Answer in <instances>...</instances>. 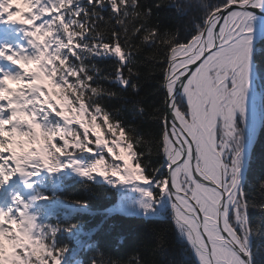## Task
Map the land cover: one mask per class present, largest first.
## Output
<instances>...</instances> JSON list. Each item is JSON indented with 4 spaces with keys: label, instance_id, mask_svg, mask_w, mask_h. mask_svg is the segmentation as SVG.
Returning a JSON list of instances; mask_svg holds the SVG:
<instances>
[{
    "label": "snow or ice",
    "instance_id": "snow-or-ice-1",
    "mask_svg": "<svg viewBox=\"0 0 264 264\" xmlns=\"http://www.w3.org/2000/svg\"><path fill=\"white\" fill-rule=\"evenodd\" d=\"M160 5L175 8L171 27L155 19ZM259 13L264 0H0L9 30L0 34V191L16 176L33 188L42 173L71 169L85 185L128 186L145 213L163 202L170 219L155 243L127 259H103L96 247L91 264H157V253L167 264H255L264 178L257 198L247 173L256 121L264 126ZM105 59L111 71L98 65ZM142 61L158 76V102L142 91ZM52 198L14 192L0 206V264H63L69 245L58 236L76 225L36 208Z\"/></svg>",
    "mask_w": 264,
    "mask_h": 264
},
{
    "label": "trees",
    "instance_id": "trees-1",
    "mask_svg": "<svg viewBox=\"0 0 264 264\" xmlns=\"http://www.w3.org/2000/svg\"><path fill=\"white\" fill-rule=\"evenodd\" d=\"M152 2L153 0H148L149 4ZM104 11L107 15L108 10L105 9ZM155 13V19L165 26L171 27L176 23L175 8L172 6L160 5L156 8ZM257 47L264 49V37L257 42ZM97 63L104 71L108 72L112 70L115 61L105 59L98 60ZM139 72V83L142 86V91L148 95V101L156 99L158 102V98L162 96V90L156 92L159 85L158 76H156L151 66L143 61L139 66ZM256 74L258 87H260V90L264 89V63H257ZM111 87L115 90L114 85H111ZM111 103L114 107H121L124 101L116 99ZM124 115L129 121L137 124L141 123L143 119L138 117L128 104L124 105ZM149 123V121L144 120L142 126H147ZM251 152L252 157L247 179L249 187L259 198V181L264 178V126H260ZM86 156L87 154H84L82 158ZM41 184L42 188H48L46 191L41 189V192H47L46 194L53 197L52 199H58L77 209L72 218H48L52 223L76 225L72 233L62 232L58 236L61 242H66L69 245V251L64 257V264H91L96 247L104 250L103 259L109 257L127 259L132 254L133 249H137L144 243H155L156 232L165 226L164 221L170 219L169 217L161 219L158 216H145L142 214L124 215L112 211L118 207L120 198L124 199L122 197L123 193L117 192L105 183L85 185L79 176L65 177L60 173L55 177H45ZM77 200H87L88 204L87 206L78 205L75 203ZM250 214L255 222V217L259 215L258 211L251 209ZM88 232H91V234L87 237L86 233ZM82 239H84V245L79 246V240ZM167 242L170 249L179 248L184 244V241L171 229L167 233ZM253 245L255 264H264V229L254 237ZM145 255L150 254L145 252ZM152 258L157 261V264H167L168 255L157 253Z\"/></svg>",
    "mask_w": 264,
    "mask_h": 264
},
{
    "label": "rangeland",
    "instance_id": "rangeland-1",
    "mask_svg": "<svg viewBox=\"0 0 264 264\" xmlns=\"http://www.w3.org/2000/svg\"><path fill=\"white\" fill-rule=\"evenodd\" d=\"M260 37H264V35H262V36H260ZM260 37H258V38H260ZM258 38L256 39V41L258 40ZM255 87H257V85H255ZM257 90H260V88H256ZM256 130V129H255ZM4 187H6V185L4 186ZM4 189V188H3ZM3 192V190L2 191H0V194ZM128 192H130V194H133L132 196L133 197H138V200H139V194L138 193H133V192H131V190H128ZM1 197V196H0ZM138 200L137 201H132V200H129V203L128 204H124L122 201V199H120L119 200V202H118V205L120 206V207H123V208H126V209H129L130 207H132V208H135L134 206H139V204H138ZM138 211H141V214H143V215H145V216H158V217H161V213H163L164 211H165V206H164V204H163V202H162V204L161 205H159V206H157V211L156 212H153V213H145V211H144V209L142 208L141 210H138ZM164 217H169L170 218V216H164ZM178 235V234H177Z\"/></svg>",
    "mask_w": 264,
    "mask_h": 264
},
{
    "label": "bare ground",
    "instance_id": "bare-ground-1",
    "mask_svg": "<svg viewBox=\"0 0 264 264\" xmlns=\"http://www.w3.org/2000/svg\"><path fill=\"white\" fill-rule=\"evenodd\" d=\"M261 23L264 24V20H262ZM261 32H264V30H261V28L258 26L257 34ZM255 129L258 130L259 128L255 127Z\"/></svg>",
    "mask_w": 264,
    "mask_h": 264
},
{
    "label": "water",
    "instance_id": "water-1",
    "mask_svg": "<svg viewBox=\"0 0 264 264\" xmlns=\"http://www.w3.org/2000/svg\"><path fill=\"white\" fill-rule=\"evenodd\" d=\"M260 16L264 17V13H259Z\"/></svg>",
    "mask_w": 264,
    "mask_h": 264
},
{
    "label": "clouds",
    "instance_id": "clouds-1",
    "mask_svg": "<svg viewBox=\"0 0 264 264\" xmlns=\"http://www.w3.org/2000/svg\"><path fill=\"white\" fill-rule=\"evenodd\" d=\"M31 226H32V225H31V224H29V228H31Z\"/></svg>",
    "mask_w": 264,
    "mask_h": 264
}]
</instances>
